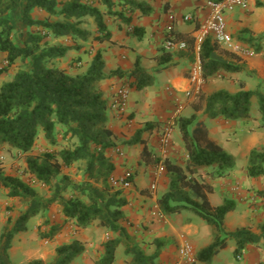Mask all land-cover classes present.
Returning a JSON list of instances; mask_svg holds the SVG:
<instances>
[{
    "label": "trees",
    "instance_id": "1",
    "mask_svg": "<svg viewBox=\"0 0 264 264\" xmlns=\"http://www.w3.org/2000/svg\"><path fill=\"white\" fill-rule=\"evenodd\" d=\"M118 2L121 12L114 11ZM21 7L22 22L29 31L26 39L18 43L15 41L12 16ZM36 10L47 17L35 19L33 13ZM136 11L146 16L153 9L148 3L135 0H0V56L4 55L7 62V67L0 69V77L17 61L23 64L10 81L0 86V152L8 148L26 155L27 173L54 193L51 201L44 202L38 199L36 190L28 183L6 175L0 169V186L7 191L8 197L29 201L26 211L15 220L11 217L7 219L0 236V264H9L8 251L15 236L26 232L31 219L61 199V188L67 180L65 177L59 179L63 170L80 162L85 163L86 179L94 186L60 201L65 221L51 226L47 233L40 231L42 239L55 240L69 222H74L81 230L99 222L102 228L117 234V237L103 245L105 252L95 264H115L117 251L122 246L125 256L131 259L129 264H157L163 250L173 244L170 239H155L152 243L155 252L147 254L135 243L128 230L121 226L126 219L124 208L129 205L128 198L122 189H116L109 182L116 166L107 152L116 147V142L115 134L109 127V103L102 83L112 77L129 76L135 79L136 89L142 90L153 86L156 77L141 69L138 62L136 69L129 74L120 69L108 71L101 51L96 52L85 73L71 75L52 65L54 60L64 59L70 51L81 50L82 43L92 39L90 25L96 29L94 41L110 42L112 35L105 18L118 17L129 24L131 18L124 13L129 15ZM32 28L39 30L35 32ZM197 28L200 26L197 25ZM140 31L135 29L133 33L139 39L142 38ZM177 36V39L186 40L189 49L193 50L194 37ZM49 37L68 38L72 45H51L47 40ZM249 43L256 54L264 52V35ZM217 53L228 56L230 60L216 57ZM200 56L206 81L221 73L234 75L245 70L238 64L242 61L239 55L221 50L212 38L203 42ZM171 59V54L164 52L158 59L156 73H160ZM255 106L260 115L258 128H264V92L261 90H246V84L241 83L238 92L219 89L209 95L202 91L197 94L191 103L194 113L179 116L175 121L187 153L184 164L169 157H158L142 139L144 133L152 132L158 124L146 123L144 129L137 131L128 143L130 146H144L141 154L144 165H162L165 168L167 191L157 202L161 214L171 217L191 213L212 227V242L197 255L200 264H212L231 239L237 245L236 257L249 245H258L264 240V226L261 227L262 235L255 234L250 228L228 233L225 219L236 209V203L226 200L222 205L214 206L210 202L209 195L214 193V187L203 177L207 175L213 180L227 177L236 167V158L211 138L208 128L198 116L199 112H203L208 119L249 123L254 120ZM59 127L64 138L69 136L76 140L73 147L39 156L28 155L35 148L41 133L47 142L57 145L56 131ZM247 176L251 179L264 177V148L250 152ZM134 181L135 176H130L127 182ZM84 252L85 247L79 241L58 247L57 254L62 258L57 264H70ZM29 264L45 263L35 260Z\"/></svg>",
    "mask_w": 264,
    "mask_h": 264
},
{
    "label": "crops",
    "instance_id": "2",
    "mask_svg": "<svg viewBox=\"0 0 264 264\" xmlns=\"http://www.w3.org/2000/svg\"><path fill=\"white\" fill-rule=\"evenodd\" d=\"M135 1L148 3L153 12L146 16H143L139 11L129 15L125 12V16L131 18L129 24L118 17H106V24L112 35L110 42L98 43L94 41L96 29L94 25H91L93 26L91 28L93 32L92 39L88 43H82L84 47L81 50H72L67 55L70 60L81 58V61L80 59L79 61L83 68L72 70L71 66L58 65L57 67L66 70L71 75L85 73L97 51H101L108 71L120 69L129 74L136 69L138 62L141 69L156 77L153 86L137 90L135 79L129 76L124 78L112 77L102 83L105 98L109 103L110 129L114 132L115 137L126 138L127 136V138H131L136 135L137 131L144 129L146 123L158 124L155 130L142 135V139L147 142L148 148L158 157H169L177 160L181 155L187 158L182 137L180 142L175 143L172 140L170 146L162 148L161 134L162 129L169 123L174 126L172 134L177 129L175 125V118L179 117L177 114L185 116L187 109L191 110L189 116L194 113L191 103L195 97H187L186 91L191 89L190 73L198 57L197 52L194 51V48L185 52H168L172 57L171 62L163 66L160 73H156V70L159 68L158 59L164 52H167L163 47L167 32L171 30L176 39L178 38L177 35L196 39L199 30L197 25L201 26L210 17L211 11L208 2L213 0ZM249 3L250 9L248 11L237 10L226 14L229 33L236 43H241L244 46H250L249 42L251 40L264 35V0H249ZM120 5L118 2L114 11L121 12L122 7ZM39 13L43 12L34 11L33 17ZM43 14L44 18L47 17L45 13ZM188 15L193 18L190 22L184 20ZM135 29L141 30L142 38L139 39L133 34ZM47 40L51 45L61 43V39L53 37H49ZM181 41L187 43L184 39ZM85 46H91L92 51L85 53ZM240 56L242 61L238 64H245L246 70L255 71L257 80L263 82L264 56H257L254 59ZM216 57L228 60L225 58L227 56L220 53H217ZM214 81L215 78L211 81L208 80L202 92L209 95L222 87L221 85L214 89V86L217 85ZM228 86L225 85L226 88ZM123 89L128 90L129 97L124 112L120 113L115 104L118 93ZM237 91L235 90V92ZM198 116L208 128L211 138L236 158V167L227 177L214 180L207 175L203 177L214 187V193L209 195L210 202L214 206H220L226 200H232L236 203V209L228 214L225 219V228L228 233L235 232L239 228H250L255 234L262 235L261 227L264 226V177L259 179L249 178L247 176V165L250 152L254 149L264 148V128H257L253 132H249L246 129L248 125L239 121H227L222 118L208 119L203 112H199ZM235 130H239V132L234 134ZM39 138L43 139L44 134L41 133ZM143 150L144 146L134 145L127 149L128 156L126 158L125 153L122 152L123 155H120V158H125L127 161L125 162L127 170L134 168V173H136L131 188L125 190L129 205L124 208L126 219L121 222V226L128 230L130 235L134 237L135 242L141 243V248L144 249L143 243H149L148 250L144 249L147 254L155 252V246L152 244L155 239L166 238L172 241L173 244L163 250L156 262L157 264H159V260L160 264H186L180 260L179 245L183 242L189 243L193 248V253L197 256L202 249L212 242L213 229L202 219H197V216L191 213H182L171 217H165L161 214L157 202L159 197L167 191V185L166 181H161L159 175L165 174L166 171L162 165L157 167L144 165L141 160ZM178 162L181 163L180 160ZM114 173L121 175L122 171L116 169ZM142 174L149 176L148 185L141 179ZM238 176L240 178H237ZM155 182L156 185L159 182V185L152 192L150 188ZM256 192L260 193L256 194ZM38 219V217L31 219L29 226L30 224L33 225L34 220ZM64 221L65 217L61 213L58 222H53L51 226L63 224ZM29 226L26 232L15 236L12 244L13 249L9 251L10 260L13 259L16 240L22 242L20 243L21 254L26 250ZM72 228H74V225L65 226L63 233L55 238L53 251L41 250L37 255L28 254L25 251L27 259L25 264H28L31 260H41L45 264H57L62 258L57 254V248L69 245L74 241L82 243L85 252L70 264H95L105 252L102 246V229L98 228L97 222L78 232L71 233ZM144 228H147V230ZM133 229L136 230L135 233ZM236 248V242L232 239L229 240L227 248L213 259L212 264H264V240H261L258 245H249L243 252L244 255L237 257L238 260L235 256ZM150 250H152V253L149 252ZM124 251L123 246L117 251L121 258L119 264H129L131 260L125 256Z\"/></svg>",
    "mask_w": 264,
    "mask_h": 264
},
{
    "label": "rangeland",
    "instance_id": "3",
    "mask_svg": "<svg viewBox=\"0 0 264 264\" xmlns=\"http://www.w3.org/2000/svg\"><path fill=\"white\" fill-rule=\"evenodd\" d=\"M22 8L23 7L18 9L12 16L15 41L18 43H22L26 39L27 33L29 31V29L22 22ZM34 17L36 19L41 20V19H44V14L39 13V14L35 15ZM89 28L91 29V28H93V26L90 25ZM31 30L36 32L39 29L38 28H32ZM60 44L72 45V42L70 41V39L67 38V39H61ZM237 44H239V43H237ZM239 46H240L241 54L245 58H248V59L253 58L254 59L257 56H264V52H262L260 54H256L254 49H252L249 45L244 46L240 43ZM83 47L84 46H82V48ZM85 48H86L85 53H89L92 51L91 46H85ZM220 49L224 50V51H228L224 47H221V46H220ZM228 52H230V51H228ZM237 55H239V54H237ZM225 58L230 60V58L228 56ZM79 59L81 61V58H73L70 60L69 57L66 56V58H64V59L57 60V61L54 60L55 62L53 61L52 65H54V66L60 65V66H66V67L71 66L70 68H72V70L73 69L79 70V69L83 68V65L80 63ZM22 65L23 64L21 61H17L12 67H10L8 69V71L5 72L0 77V86L3 82L10 81L15 76V74L20 70ZM242 66L244 68L246 67L245 64ZM5 67H7V62L5 61L4 56H0V69H3ZM212 79H210V81ZM214 83L217 84L216 86H214V89H216L222 85V87H220L219 89H226V90L233 92V93L235 92V90L236 91L240 90L241 83L246 84V90H251V91L261 90L262 92H264V85L262 84L263 82L257 80L255 71L246 70V68L243 72H241L239 74L232 75L229 73H221L217 77H215ZM225 85H229V86L226 88ZM219 89H217V90H219ZM190 111H191L190 109L189 110L187 109V111L185 112V116H189ZM253 115H254V120L252 122L244 123L245 125H248L246 129L249 132H253L255 129L258 128L257 126L260 125V115H259V112H258L256 106L254 108ZM177 116H181V114H177ZM241 123H243V122H241ZM173 129H174V126L171 123L167 124L166 127H164V129H162L163 131L161 134V139H162L163 135H165L166 133L170 134L169 146L171 145L172 140H174L175 143L181 141V134H180L179 130L175 129L173 131V134H172ZM234 132H235L234 134H236L237 132H239V130H235ZM56 136H57V145H51L49 142L46 141L45 138H43V139L39 138L37 143H36L35 148L28 155L39 156V155H43L46 152L60 151L64 148L73 147V145L76 143V140L70 138L69 136L64 138L61 127H59L57 129ZM171 136H172V139H171ZM133 137H134V135L131 138H127V136H126V138H118L116 136L115 137L116 147L112 150H108V152H107V155L113 159V162L116 166V169H121V171H122L121 175L114 173L109 182L116 189H122L124 195H125V190L130 189L132 184H133V183L127 182L128 181L126 179L127 175L128 174H130L131 176L136 175V173H134V168H130L131 170L130 169L127 170L126 164H125V162H127L125 160V158H126V156H128L127 149L130 147H133V146L128 145V143H129V141H131L133 139ZM161 146H162V148L167 147V146H163L162 143H161ZM248 147H249V144H248ZM122 152L125 153V158H120V153H122ZM173 160H175L177 162H178V160H180L181 161L180 164H184L185 161L187 160V158L180 155L179 159H177V160L173 159ZM84 168H85V163L80 162V163L75 164L73 167H71L69 169L63 170L62 175L60 176L59 179H62L63 177H65L67 180L63 183L62 188H61V199L58 200L57 202H55L54 204H52L47 211H45V212L41 213L39 216H37L39 219L34 220L33 225L32 224H30V226L28 225L29 226V230H28V234H27L28 246L25 250L28 254L33 253L34 255H37V253L40 252L41 250H44L46 252L53 251V241L54 240L49 241V240L42 239L40 236V231L47 233L49 231V229L51 228V225L53 224V222L54 223L58 222L59 216L61 215V211H62V207L60 206L61 200L68 199L74 195L80 194L83 189H88V188L94 186L93 182H90L86 179V176L84 173ZM0 169L3 170L4 174L9 175V176H13V177H18V178L22 179L24 182L28 183L33 189L36 190V192L38 194V199H40L44 202H48L54 198V193H53L52 189L38 183L34 178H32L27 173L26 155L19 154L17 151L12 150V149L5 148L4 150H2L0 152ZM123 170H125V171L123 172ZM141 176H142L141 179H143V182L146 185H148L149 184V176L144 175V174H142ZM159 177H161V181H163V180L166 181V185L168 186V178L166 176V173L160 174ZM237 178H240V176H238ZM161 181H159V182H161ZM159 182L156 185V188L158 187ZM154 184H156V182ZM150 190L153 192L156 189L153 190L151 187ZM252 190L255 191L253 188H252ZM249 191H251V189H249ZM259 193L256 192V194H259ZM28 205H29V201L26 199L20 198V199L14 200V199L9 198L7 195V191L0 186V236L2 235L3 230L6 226V222H7L8 217H11L12 219L15 220L21 213L26 211V209L28 208ZM231 217H232V215L230 216V218ZM197 219H200V218L197 217ZM97 223H98V228L102 229V231H103L102 246L108 240L112 239L114 236H117V234H114L111 231H109L105 228H102L99 225V222H97ZM68 225L69 226L74 225V228L71 229V233L78 232L81 230V229L77 228V226L74 222H69L66 226H68ZM144 229L147 230V228H144ZM135 231L136 230L133 229L134 233H135ZM62 233H63V231H62ZM133 239H134V237H133ZM13 241H14V239H13ZM13 241H12V244H13ZM134 242H135V240H134ZM20 243H22V242L21 241L19 242L18 240H16V243L14 244V247H15L14 255L12 256L13 259L10 260L9 251L11 249H13V247L11 245V248L8 251V261H9L8 263L9 264H25V262H27V261H25V260H27L25 257L26 252L24 251L21 254V250H20L21 244ZM135 243H137V242H135ZM137 244L140 245L141 243H137ZM143 245H144V249L147 251L149 243L145 242V243H143ZM149 252L152 253V250H150ZM178 253H179V247H178ZM243 255H244V253H242L240 255V257H242ZM236 259H237V257H236ZM32 261H35V260H31L30 262H32ZM120 261H121V258H120V254L118 252L117 253V260H116L115 264H119ZM30 262H28V264ZM159 264H160V260H159ZM161 264H163V263H161Z\"/></svg>",
    "mask_w": 264,
    "mask_h": 264
},
{
    "label": "built area",
    "instance_id": "4",
    "mask_svg": "<svg viewBox=\"0 0 264 264\" xmlns=\"http://www.w3.org/2000/svg\"><path fill=\"white\" fill-rule=\"evenodd\" d=\"M208 7L211 11L210 17L201 24L198 30V35L195 39L196 41L194 51L197 52L198 57L193 64L190 73L191 89L186 91L187 97L190 98L199 94L207 82L203 77V68L200 56L202 44L207 38H212L215 43L232 53L242 55L239 44L235 42L228 31L226 14L235 12L237 10L248 11L250 9L249 0H222L220 2L209 1ZM184 20L186 22H190L193 20V18L188 15L184 18ZM163 47L165 51L170 53L185 52L189 49L188 44L185 41L176 39L174 33L171 30L167 32V37ZM128 97L129 92L126 89H123L118 93V98L115 105L120 113L124 112V107ZM169 137V133L163 135L161 139L163 146H169ZM120 155L122 156L123 154L120 153ZM130 176L131 175L128 174L126 179L128 180ZM152 189H156V184H153ZM179 255L181 257V261L186 264H200L197 261V256H195L193 253L192 246L187 242H183L179 245Z\"/></svg>",
    "mask_w": 264,
    "mask_h": 264
}]
</instances>
